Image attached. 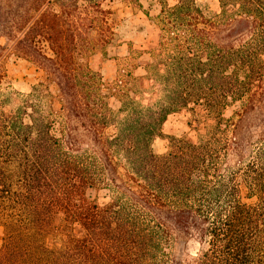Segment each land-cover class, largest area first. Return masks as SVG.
Returning a JSON list of instances; mask_svg holds the SVG:
<instances>
[{"label":"trees","instance_id":"16d2710c","mask_svg":"<svg viewBox=\"0 0 264 264\" xmlns=\"http://www.w3.org/2000/svg\"><path fill=\"white\" fill-rule=\"evenodd\" d=\"M158 1L151 61L114 78V108L76 62L103 0L1 4L8 54L44 81L12 97L0 68V264H264V0ZM181 110L197 137L156 153Z\"/></svg>","mask_w":264,"mask_h":264},{"label":"rangeland","instance_id":"374dc122","mask_svg":"<svg viewBox=\"0 0 264 264\" xmlns=\"http://www.w3.org/2000/svg\"><path fill=\"white\" fill-rule=\"evenodd\" d=\"M36 0H0V6L11 9L21 7V11H28L26 17H33L32 6ZM47 4L55 0H38ZM63 1V0H61ZM211 14L218 13L217 0H199ZM103 14L98 15L99 23L89 29L84 40L85 48L76 55V62L87 66L104 84L113 87L110 94H106L114 108V78L125 71L133 77L143 74L144 66L151 61L150 52L156 48L160 37L158 15L160 4L158 0H138L137 4L125 0H103ZM0 46L4 48L0 60V68L5 78L1 87L12 97H20L30 92L37 83L44 81V73L34 63L8 54L12 43L8 36L2 33ZM264 59V56H263ZM113 94V96H111ZM238 105L228 107L224 111L225 117H230ZM253 122V120H252ZM196 123L191 114L181 110L167 116L162 125L163 138L154 141V151H165L168 136L183 135L195 140ZM99 202L105 201L104 191L92 192Z\"/></svg>","mask_w":264,"mask_h":264}]
</instances>
